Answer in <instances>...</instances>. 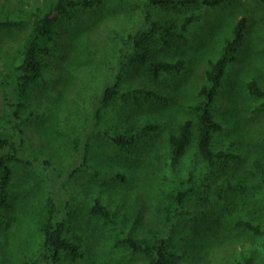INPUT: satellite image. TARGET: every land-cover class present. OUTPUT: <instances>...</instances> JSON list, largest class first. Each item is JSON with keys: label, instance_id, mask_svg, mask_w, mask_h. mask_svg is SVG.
Returning a JSON list of instances; mask_svg holds the SVG:
<instances>
[{"label": "rangeland", "instance_id": "1", "mask_svg": "<svg viewBox=\"0 0 264 264\" xmlns=\"http://www.w3.org/2000/svg\"><path fill=\"white\" fill-rule=\"evenodd\" d=\"M55 1L0 0V15L7 13L22 20L20 27L0 31L4 65L16 59L17 48L30 29L31 8H48ZM143 1L103 0L93 8H73L56 18L54 40L45 55L49 64L44 72L50 86L45 89L34 85L30 91L31 108L38 114L26 124L24 155L33 164H12L13 207L0 220V264H24L40 255L42 234L38 221L48 180L52 179L66 184V193L73 201L71 233L78 235L83 246L78 262L63 264H146L142 254L113 248L112 234L89 213V207L96 197L109 202L127 229L145 235L148 227L164 221V191L173 188L178 178L190 175L206 179L209 184L199 186L185 202L172 236L176 250L186 252L184 261L239 264L242 255L253 249L256 264H264L262 236L233 225L239 218L264 224V182L252 170L255 159L264 164V108L251 115L256 99L247 87L253 77L264 86V4L259 0H234L216 7L152 5L151 20L171 22L175 30L183 17L202 15L185 38L175 35L171 46L148 47L152 59L183 58L187 68L180 74H165L154 80L144 67H130L123 83L144 87L151 94L116 100L104 110L101 124L122 131L146 123H159L161 127L124 149L107 138L94 137L89 152L94 172L81 170L65 181L75 158L72 122L93 114L91 97L115 75L122 38L128 40L127 35L143 23L144 14L137 5ZM242 15L249 18L245 38L214 105V115L226 130L213 136L214 149L230 148L241 157L222 162L206 173L193 140L181 162L171 168L166 148L168 131L177 129L186 118V105L206 81L208 60L219 56L225 36ZM153 93L164 99H156ZM2 107L0 89V111ZM43 159L57 169L53 174L49 171L50 177L38 164ZM117 173L125 175L127 181L117 180Z\"/></svg>", "mask_w": 264, "mask_h": 264}, {"label": "trees", "instance_id": "2", "mask_svg": "<svg viewBox=\"0 0 264 264\" xmlns=\"http://www.w3.org/2000/svg\"><path fill=\"white\" fill-rule=\"evenodd\" d=\"M234 0H145L137 4L144 14L142 25L127 35L128 40L122 38L117 56L115 75L104 82L100 91L91 97L93 114L90 118L81 116L72 122V148L75 158L67 169L65 181H69L81 170L93 171L89 162V152L94 137L109 139L119 149L135 145L143 137L160 129L159 123H146L134 129H108L101 124L104 110L110 108L118 99L128 100L139 94H151L144 87L123 83L125 74L133 66H142L149 76L156 80L165 74H180L187 68L183 58L176 60H155L148 54V47L163 44L171 46V38L178 36L185 38L191 27L202 18L200 13H193L183 17L177 29L173 23H161L151 20V6L204 4L216 7L222 3ZM264 4V0H259ZM103 0H56L48 8L36 6L31 8L32 20L30 29L23 37L17 48L16 59L4 65L0 55V89L3 103L0 111V220L7 217L13 207L11 200V184L14 180L13 163L33 164L24 155L27 144L26 124L32 120L37 110L31 108L30 91L34 85L47 89L50 86L44 69L48 66L45 55L50 51V43L54 40L56 18L59 14H68L77 7L93 8ZM249 18L242 15L235 22L231 32L225 36L223 45L217 58H210L205 70L206 81L198 88L196 98L186 105V118L177 129L168 131L167 157L171 168H175L187 153L193 140L196 142L198 156L205 163L206 173L212 172L222 162L238 160L241 155L230 148L214 149L213 136L226 130L224 124L214 115V105L224 84L229 66L236 60V56L243 44ZM21 19L11 17L7 13L0 15V31L18 28ZM249 93L256 99L251 115L264 108V86L257 77L247 82ZM156 99H164L163 95L152 94ZM84 118V119H83ZM232 145L235 143L232 142ZM41 166L52 174L57 170L51 168L52 163L43 159ZM253 173L264 182V164L255 159L252 162ZM117 180L126 182L125 175L117 173ZM209 182L203 178L190 175L184 179L178 178L173 188L164 191L166 200L162 211L164 221L157 226H150L145 235H137L134 228L127 229L124 219H120L118 210L99 198H94L89 207V213L98 219L112 234L113 248H124L132 254H142L147 258L146 264H189L184 261L186 252L176 250L172 236L183 213L185 202L201 185ZM64 180H48L46 197L40 211L38 228L42 234L41 253L35 259H29L24 264H63L75 263L83 256V246L78 235L71 233L73 201L69 198ZM233 225L249 231L263 238L264 224L251 222L239 218ZM70 233V234H69ZM239 264H256L254 250L242 255Z\"/></svg>", "mask_w": 264, "mask_h": 264}]
</instances>
